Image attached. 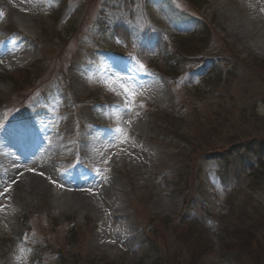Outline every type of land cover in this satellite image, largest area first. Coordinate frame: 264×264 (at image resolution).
Listing matches in <instances>:
<instances>
[{
    "label": "rangeland",
    "instance_id": "rangeland-1",
    "mask_svg": "<svg viewBox=\"0 0 264 264\" xmlns=\"http://www.w3.org/2000/svg\"><path fill=\"white\" fill-rule=\"evenodd\" d=\"M161 1L138 0V11L129 18L111 0H37L33 6L35 19L39 18L34 26L36 37L19 34L12 27L2 28L3 35L11 37L9 54L18 62L7 65L4 56L0 58V136L12 121L41 111L51 119H68L72 125L79 117H86L89 124L116 138L121 147L136 142L150 146L157 157L172 154L153 174L139 178L127 164L128 155L122 156L118 147H112L108 157H116L119 164L104 169V176L125 193L112 198V206L120 200L127 202L131 213V230L126 233L130 238L113 246L106 237H112L114 231L104 228L113 221L97 219L92 211L83 214L79 209V200H86V194L68 196L56 191L52 197L21 196L8 185L0 194V207L11 204V211L7 210L1 220L0 264H63L73 253L80 259L90 258L93 264H165L177 252L182 256L189 252L185 240L178 237L179 230L188 225L197 228L198 219L208 218V212L225 220L240 208L260 220L249 224L264 237V185H242L240 181L234 189L240 162L232 160L230 164L220 156L230 145L214 138H195L194 130L180 128L181 121L186 125L189 122L186 114H165L190 111L187 95L193 93L190 88L194 83L202 82L203 68L204 73L212 69L225 80L229 69L224 48L231 49L233 58L245 62L230 94L224 95L226 103H233V97L237 106L248 107L246 114L253 113L255 103L257 111L264 114V70L256 69L264 57L260 49L254 48L261 37L248 30L242 44L240 36H234L236 30L232 28L239 14L247 12L242 8L243 0H206L203 5L190 0H167L172 10H179L182 19L194 16L203 21L206 27H198L208 37L203 42L189 29L177 35L172 28L178 20H174V13L169 16L171 12ZM122 19L129 26L124 29L136 35L131 45L114 31V25ZM149 29L154 40L172 35L168 49L182 52L178 74L165 70L155 50H137L141 33ZM36 40L41 44H35ZM184 45L191 47L186 49ZM26 56L27 63L19 59ZM94 57L102 58V63L98 65L91 59ZM158 70L174 79L165 80ZM82 76H87L89 89L76 91V85H83ZM153 86L160 91L157 101L147 94ZM144 103L150 105L146 108ZM196 105L202 112L211 109L210 104ZM52 107L60 112L55 113ZM158 123L172 127L167 136L157 133ZM77 125L79 129L84 126L79 122ZM74 137L75 134L71 140ZM184 138L189 141L181 140ZM252 138L264 142L263 131L253 133ZM4 148L6 144L0 140L1 159L6 157ZM59 152L64 159V175L75 189L96 184V174L101 171L95 164L97 156L82 158L73 142ZM44 188L43 182L41 189ZM163 202L171 205L169 210H165ZM17 207H22L21 211L12 215ZM252 249L238 245L206 254L201 260L204 264H264V257L258 261L250 256Z\"/></svg>",
    "mask_w": 264,
    "mask_h": 264
},
{
    "label": "bare ground",
    "instance_id": "bare-ground-1",
    "mask_svg": "<svg viewBox=\"0 0 264 264\" xmlns=\"http://www.w3.org/2000/svg\"><path fill=\"white\" fill-rule=\"evenodd\" d=\"M36 2L37 0H0V58L4 56L7 65L18 62V59H13L12 55L9 54L8 44L11 37L3 35L2 28L12 27L17 33L33 38L35 21L39 20V18L35 19L33 11ZM242 8H246L247 12L244 11L243 16L239 14L236 27L232 28V30H236H233L234 36H240L239 42L244 44L243 41L247 38L248 30L258 34L261 37V42L256 43L254 48L260 49L259 53L264 57V0H243ZM35 44L38 45L41 42L36 40ZM4 52H8V55ZM27 56L25 58L19 57V59L24 60ZM84 58L86 59V57ZM91 59L95 60L98 65L102 63L100 60L102 58L94 57ZM24 62L27 63V60ZM75 64L76 62L73 63V65ZM3 66L5 67V64ZM76 72L78 71L74 69V74ZM87 76H82L81 82L83 83L80 84L83 85H76V91H80L82 88L89 89L90 83ZM88 78L90 79L89 76ZM159 93L160 91L154 86L147 89V94L153 100L157 101L160 98ZM52 108L55 113L60 112L57 107ZM49 113L51 112L49 111ZM51 118L45 112H32L21 120L12 121L3 130L4 133L2 132L0 140H4L7 149L4 148L6 157L0 158V194L5 192L8 185L10 188L16 189L21 196L30 195L42 198L43 195L47 194L52 197L56 191H62L68 196L86 194L88 195H84L86 200H79V209L82 210V213L92 211V216L97 219L110 218L113 221L104 227L114 231L112 237L110 235L106 237L110 241L108 244L113 246L120 243L122 239H129L130 235L126 234L131 230L128 219L131 213L128 210V203H120V200L112 206L113 201H111L112 198H119L125 193L118 191L115 183L110 182L104 176V169H111L119 164L116 157H113V160L109 159L114 149L112 147H118L122 156L128 155L127 164L130 166L131 172L135 174L134 176H139V178L153 174L157 167L168 162L167 157L171 156L172 153L168 152L157 157L156 151L150 146L147 147L136 142L131 143L130 138L126 139L130 143L122 144L126 147H121L116 138L114 139L105 130L89 124L86 117H79L78 120H74L75 125H72L68 119ZM77 122L84 126L79 129ZM141 131L143 132V130ZM74 134L75 137L71 140ZM71 142L80 150L82 158L97 156L96 159L98 160L95 164L101 171L96 174L99 180L97 179L95 185L77 190L70 178L64 175L65 167L61 165L64 159L59 150L70 145ZM28 162L32 165H26ZM120 162L123 163L122 158H120ZM41 173L44 175H40ZM53 180L56 181L55 184L52 183ZM43 182L45 188L41 189ZM5 203L4 200L3 204ZM162 204L164 206L167 203L163 202ZM10 206L11 204L7 202L3 208L0 207V229H2L1 225L3 224L1 220L7 216V210L11 211L8 209ZM170 206V204L165 205V210H169ZM21 208L14 209L12 215L21 211Z\"/></svg>",
    "mask_w": 264,
    "mask_h": 264
},
{
    "label": "trees",
    "instance_id": "trees-1",
    "mask_svg": "<svg viewBox=\"0 0 264 264\" xmlns=\"http://www.w3.org/2000/svg\"><path fill=\"white\" fill-rule=\"evenodd\" d=\"M114 3H118L117 9L127 15L129 18H133L134 14L138 11V0H111ZM197 5H203L206 0H190ZM161 3L171 12L170 17L174 13V20L176 21V27L174 29L177 35H181L183 32H190L201 38V41L208 39L203 29L198 30V27L203 24V21L195 18L194 16H187L182 19L179 10H172L167 0H162ZM181 19V20H180ZM169 23V20H166ZM204 27L205 24H203ZM124 27H128V24L124 20H118V23L114 25V31L118 36L126 43L132 44L135 41V33L127 31ZM209 27V26H208ZM189 29V30H188ZM195 29V30H194ZM209 29V28H208ZM188 30V31H187ZM130 32V34H128ZM211 32V30H210ZM204 38V39H203ZM153 31L150 29L141 33L137 50L147 51L155 50L158 55L162 57V63L170 73L178 74L179 60L181 59L182 52L176 50H169V42L172 40V35L161 36L154 40ZM191 47L189 45H184ZM167 49L169 51H167ZM227 54L226 66L228 67L227 75L224 79H220L214 70H209L204 73V68L201 71L203 74L202 82L194 83L190 89L193 93L187 95V103L191 107L189 112H166L165 114H186L189 117V122L186 125L184 121L180 122V128L184 127L189 130H194L195 138L201 140L216 139L230 145L229 150L220 152V156L223 157L227 163H232V160L240 162L236 174V183L234 189L240 183L250 182L251 186L261 187L264 185V142L257 141L256 138H252L253 133H264V114L257 111V106L254 103L253 113L246 114L247 106H237L236 100L231 97L233 103H226L225 94H230L233 84L236 79L240 77L239 70L243 68L245 64L243 60L238 57H232L235 55L231 49L224 48ZM167 51V52H166ZM232 55H231V54ZM205 67V66H204ZM257 70H264V61L259 60L256 66ZM158 72L165 80L174 79L173 76L168 75L163 71ZM264 103V95L261 99ZM210 104L205 112L200 111L196 106V103ZM238 102V101H237ZM154 109V108H153ZM152 109V110H153ZM160 112V111H159ZM158 112V114H159ZM238 112V115L236 113ZM200 114V115H198ZM175 115H172L174 118ZM181 119V116H178ZM156 131L162 136H167L172 127L169 124H156ZM252 133V134H251ZM189 134V133H188ZM180 137V136H179ZM189 141L187 139H181ZM251 178V179H250ZM260 221L254 220V216L240 208L232 212L231 216L227 219H220L208 212V218L203 217L198 219L197 228L192 226H186L184 230L178 231V237L185 240L189 252L182 256V253L173 255L169 258L165 264H204L203 257L206 254L221 252L228 250L230 247L237 248L241 246H252L250 256L255 260H261L264 257V237L258 234V230L250 224ZM250 222V224H249ZM27 242V241H26ZM263 242V243H261ZM194 257L195 261H190ZM188 258V259H186ZM93 260L90 258H83L73 253L69 258L63 261V264H93ZM196 262V263H195ZM95 263V262H94ZM262 263V262H261Z\"/></svg>",
    "mask_w": 264,
    "mask_h": 264
},
{
    "label": "snow or ice",
    "instance_id": "snow-or-ice-1",
    "mask_svg": "<svg viewBox=\"0 0 264 264\" xmlns=\"http://www.w3.org/2000/svg\"><path fill=\"white\" fill-rule=\"evenodd\" d=\"M141 67H144V66H143V65H141ZM40 175H44V173H41ZM52 183H53V184H55V183H56V181H55V180H53V181H52Z\"/></svg>",
    "mask_w": 264,
    "mask_h": 264
}]
</instances>
